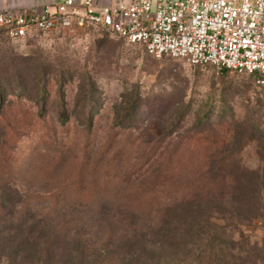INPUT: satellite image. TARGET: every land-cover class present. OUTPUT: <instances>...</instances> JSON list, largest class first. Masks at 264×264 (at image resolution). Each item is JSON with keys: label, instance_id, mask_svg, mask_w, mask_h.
<instances>
[{"label": "rangeland", "instance_id": "obj_1", "mask_svg": "<svg viewBox=\"0 0 264 264\" xmlns=\"http://www.w3.org/2000/svg\"><path fill=\"white\" fill-rule=\"evenodd\" d=\"M0 143V193L21 217L14 247L57 233L55 257L69 246L103 264H161L155 236L153 250L130 241L158 224L176 235L169 264H264L256 74L155 57L94 29L0 31Z\"/></svg>", "mask_w": 264, "mask_h": 264}, {"label": "built area", "instance_id": "obj_2", "mask_svg": "<svg viewBox=\"0 0 264 264\" xmlns=\"http://www.w3.org/2000/svg\"><path fill=\"white\" fill-rule=\"evenodd\" d=\"M79 29L125 39L155 57L256 74L264 86V0H112L101 7L61 0L0 12V30L11 39Z\"/></svg>", "mask_w": 264, "mask_h": 264}, {"label": "trees", "instance_id": "obj_3", "mask_svg": "<svg viewBox=\"0 0 264 264\" xmlns=\"http://www.w3.org/2000/svg\"><path fill=\"white\" fill-rule=\"evenodd\" d=\"M56 31L59 32L62 30ZM40 33L45 32L34 31L30 33L28 37ZM0 144L3 145L2 143ZM11 198L12 197L8 194L0 193V264H54L52 263L54 262V260H56L55 262L57 264H75V259L77 258L80 260L91 259L89 264H103L100 258H92L91 256H89V254L83 252L84 249H82L81 247L71 249L72 247L68 246L67 252H63L61 253V255L58 254V256L55 257L52 254L51 250L54 242L57 240V233H50L49 235L47 234L44 237H40L36 233H33L22 243H19L14 247V242L17 238L16 235L18 234L17 229L20 226L21 217L19 215V211L13 212L7 207V204L9 205L10 202L9 199L11 200ZM22 201V199H18L17 197V199L13 201V205L18 206L23 203ZM249 208H251L252 210L251 206H245L241 211H243L242 214H245V216L252 218L253 216H250ZM138 213V215L144 214V212ZM133 215L135 214L133 213ZM173 230V227H163L159 226L158 224L154 226L150 225L146 228L143 227L144 233L142 234H138V230L134 229L133 238H130V241L136 240V243L138 245L143 244L144 247L147 246L153 250L155 248V244L151 241L153 239H150V237L155 236L156 242L157 244L159 243L160 249L164 247V251H166L165 254L167 255V257H165V254H163L162 256V254L159 253L160 255H157L158 262H160L161 264L167 262L169 264L174 260L173 252L177 249V246L173 245V239L176 238ZM61 231L66 233V229L64 228L61 229ZM7 249L15 250L13 257L10 256L9 259H7L5 256ZM143 262L144 260H141L139 256H131L128 260V263L126 262V264H144Z\"/></svg>", "mask_w": 264, "mask_h": 264}, {"label": "crops", "instance_id": "obj_4", "mask_svg": "<svg viewBox=\"0 0 264 264\" xmlns=\"http://www.w3.org/2000/svg\"><path fill=\"white\" fill-rule=\"evenodd\" d=\"M61 0H0V12L4 10H25L42 8L47 4H56ZM99 7L108 5L112 0H94Z\"/></svg>", "mask_w": 264, "mask_h": 264}]
</instances>
